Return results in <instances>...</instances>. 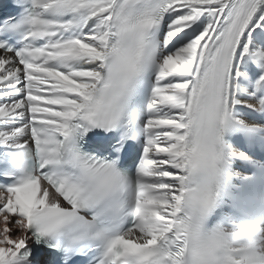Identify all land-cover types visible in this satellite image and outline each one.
Instances as JSON below:
<instances>
[{"label": "snow or ice", "instance_id": "snow-or-ice-1", "mask_svg": "<svg viewBox=\"0 0 264 264\" xmlns=\"http://www.w3.org/2000/svg\"><path fill=\"white\" fill-rule=\"evenodd\" d=\"M0 264H264V0H0Z\"/></svg>", "mask_w": 264, "mask_h": 264}]
</instances>
